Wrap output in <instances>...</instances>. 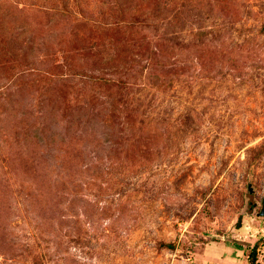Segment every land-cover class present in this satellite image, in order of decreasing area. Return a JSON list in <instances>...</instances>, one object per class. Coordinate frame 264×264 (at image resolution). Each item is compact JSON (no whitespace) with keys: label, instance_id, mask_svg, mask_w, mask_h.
Returning a JSON list of instances; mask_svg holds the SVG:
<instances>
[{"label":"rangeland","instance_id":"rangeland-1","mask_svg":"<svg viewBox=\"0 0 264 264\" xmlns=\"http://www.w3.org/2000/svg\"><path fill=\"white\" fill-rule=\"evenodd\" d=\"M262 210L264 0H0V264H264Z\"/></svg>","mask_w":264,"mask_h":264},{"label":"trees","instance_id":"trees-1","mask_svg":"<svg viewBox=\"0 0 264 264\" xmlns=\"http://www.w3.org/2000/svg\"><path fill=\"white\" fill-rule=\"evenodd\" d=\"M118 6H120V9H121V10L125 11L124 14H126V15H131V14H132V11H131L132 8H130V7H132V6H127V5H125V2H119ZM123 6H124V7H123ZM26 43H27V41H26ZM97 108H98V107H97ZM104 109H105V108H104ZM104 109H99V108H98V110H100V111H103ZM98 110H97V111H98ZM105 110H106V109H105ZM106 116H107V115H106ZM254 252H255V251L252 250V251H251V254L254 255ZM251 254H250V255H251ZM249 257H251V256H249ZM253 259H254V258H253V256H252V260H253ZM252 260L250 259V263H251V264H253V261H252Z\"/></svg>","mask_w":264,"mask_h":264},{"label":"water","instance_id":"water-1","mask_svg":"<svg viewBox=\"0 0 264 264\" xmlns=\"http://www.w3.org/2000/svg\"><path fill=\"white\" fill-rule=\"evenodd\" d=\"M262 215H264V210H262Z\"/></svg>","mask_w":264,"mask_h":264}]
</instances>
